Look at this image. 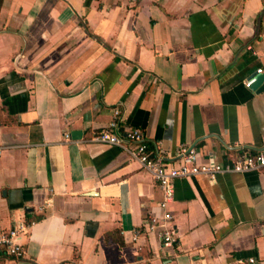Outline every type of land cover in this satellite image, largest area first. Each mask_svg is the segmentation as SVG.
<instances>
[{
  "label": "crops",
  "instance_id": "crops-1",
  "mask_svg": "<svg viewBox=\"0 0 264 264\" xmlns=\"http://www.w3.org/2000/svg\"><path fill=\"white\" fill-rule=\"evenodd\" d=\"M258 67L264 0H0V264H264V167L176 178L163 245L152 173L92 139L118 107L170 162L258 151Z\"/></svg>",
  "mask_w": 264,
  "mask_h": 264
},
{
  "label": "built area",
  "instance_id": "built-area-1",
  "mask_svg": "<svg viewBox=\"0 0 264 264\" xmlns=\"http://www.w3.org/2000/svg\"><path fill=\"white\" fill-rule=\"evenodd\" d=\"M261 72L262 69L258 67L256 73L245 79L244 83L250 86L256 80V74ZM92 139L122 148L152 173L153 179L162 192V197L158 202L162 209V215L151 216L147 229H158L163 245H174L176 242L171 224L172 211L169 207V203L174 197V180L176 178L196 174L214 177L217 173L257 170L264 167V147L255 152L244 151L229 162L221 163L215 160L199 161V150L196 147L181 145L177 149L179 162L167 161L163 155L149 149L145 132L141 127L125 124L118 107L113 110V116L108 123L99 128ZM2 147L3 145H0V148ZM28 227L29 223L22 219L15 221L10 228L0 230V256L3 254L15 257L23 255L21 236L28 232ZM253 260L254 258H249V261Z\"/></svg>",
  "mask_w": 264,
  "mask_h": 264
},
{
  "label": "water",
  "instance_id": "water-1",
  "mask_svg": "<svg viewBox=\"0 0 264 264\" xmlns=\"http://www.w3.org/2000/svg\"><path fill=\"white\" fill-rule=\"evenodd\" d=\"M251 88L261 91L264 88V74L257 73L256 80L250 85Z\"/></svg>",
  "mask_w": 264,
  "mask_h": 264
}]
</instances>
